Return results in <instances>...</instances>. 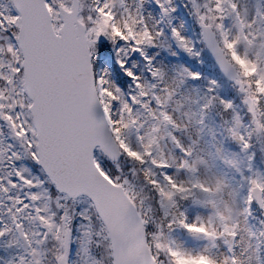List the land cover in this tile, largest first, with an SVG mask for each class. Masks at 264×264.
Returning <instances> with one entry per match:
<instances>
[{
	"label": "snow or ice",
	"instance_id": "6c2138e0",
	"mask_svg": "<svg viewBox=\"0 0 264 264\" xmlns=\"http://www.w3.org/2000/svg\"><path fill=\"white\" fill-rule=\"evenodd\" d=\"M260 137V0H0V264H264Z\"/></svg>",
	"mask_w": 264,
	"mask_h": 264
},
{
	"label": "trees",
	"instance_id": "16d2710c",
	"mask_svg": "<svg viewBox=\"0 0 264 264\" xmlns=\"http://www.w3.org/2000/svg\"><path fill=\"white\" fill-rule=\"evenodd\" d=\"M180 10H181V13L183 16L184 11L182 8ZM188 25L191 26L190 20L188 21ZM204 59H205V63L203 65H199L196 63L198 70L201 72H204L206 75H208L209 73H211L210 75H215L216 73L212 67L210 60L207 58V56H205ZM122 81L124 83L125 80L122 79ZM210 114H211V120H212V123H209L210 127H212L213 130L216 132V137L219 136L221 138V140H224V137L222 135L223 129L220 127V125L222 123L221 118L217 115L216 110H213ZM204 136L206 139L212 138L210 135H207V134H205ZM224 144H225V148L227 151L239 153L238 149L230 141L225 140ZM253 144H254V147H253L252 151H254L256 153L254 165L260 171H264V137H260L259 139L254 140ZM239 155L242 159L245 160V163H247L246 154L239 153ZM121 166L122 167L124 166V162H121ZM214 166L217 170L224 173L227 177L231 174V178H232V173H234V171L226 168L224 166V164L221 163L219 160L214 161ZM234 175H235V177L232 179H237L239 177L235 173H234ZM254 216L256 217V219L252 220L253 223H258V221L260 219H264V215L261 214L260 210L255 211Z\"/></svg>",
	"mask_w": 264,
	"mask_h": 264
},
{
	"label": "rangeland",
	"instance_id": "374dc122",
	"mask_svg": "<svg viewBox=\"0 0 264 264\" xmlns=\"http://www.w3.org/2000/svg\"><path fill=\"white\" fill-rule=\"evenodd\" d=\"M260 2L262 4H264V0H260ZM255 3H256V0H249L250 7H254L255 6ZM188 29H189V34H190L191 33V30H190L189 26H188ZM161 55L163 57H165L167 60H171L173 62L177 60V58H175V57H168L167 54L166 53H163V52L161 53ZM183 56H184L183 54H180V56L178 58L179 61L180 62H183V63L189 65L191 68H193L192 65H190L187 61L184 60V57ZM105 63H106L107 66H109L112 69L113 74L116 77V69H117L118 66H113L112 63L109 60L105 61ZM193 70H196V69H193ZM120 75H121L122 78H124L121 73H120ZM192 135L195 138V131L194 130L192 131ZM200 147L202 149H204L205 152H207L210 149V146L208 144V140H206L204 137H203V139L200 142ZM209 165L210 166L207 167V168H204V167L201 168V175L203 177H206V178H211L213 176H221V177H224L222 173L218 172L216 170V168L213 167V161H209ZM231 181H233V179ZM236 184H237V182L235 184H233V185L235 186Z\"/></svg>",
	"mask_w": 264,
	"mask_h": 264
}]
</instances>
